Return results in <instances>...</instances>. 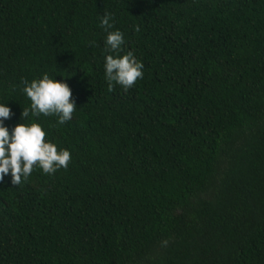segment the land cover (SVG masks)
Returning <instances> with one entry per match:
<instances>
[{"label": "trees", "instance_id": "obj_1", "mask_svg": "<svg viewBox=\"0 0 264 264\" xmlns=\"http://www.w3.org/2000/svg\"><path fill=\"white\" fill-rule=\"evenodd\" d=\"M105 13L144 66L127 92ZM45 73L63 125L21 117ZM0 104L71 153L0 181V264H264V0H0Z\"/></svg>", "mask_w": 264, "mask_h": 264}, {"label": "clouds", "instance_id": "obj_2", "mask_svg": "<svg viewBox=\"0 0 264 264\" xmlns=\"http://www.w3.org/2000/svg\"><path fill=\"white\" fill-rule=\"evenodd\" d=\"M111 19L105 13L100 22L101 27L108 33L105 52L111 53L105 56V78L109 92L114 90V85L121 86L127 92L143 78L144 66L131 51L121 55L124 35L119 30L109 31L113 28ZM136 31H139L138 27ZM23 84V92L31 105L30 109H23L21 117H28L30 111L33 117L41 114L45 117L55 115L59 117L60 125L72 119L77 108L67 83L57 81L45 73L42 78L34 79L30 83L24 80ZM11 116V109L0 104V181L11 174L12 185L17 186L22 179L26 181L37 166L48 175L61 168L67 169L71 153L66 149L58 150L54 143L47 141V134L41 124L21 122L11 130L10 135L3 121Z\"/></svg>", "mask_w": 264, "mask_h": 264}]
</instances>
